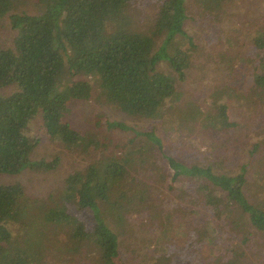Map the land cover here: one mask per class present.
Listing matches in <instances>:
<instances>
[{"label": "trees", "instance_id": "16d2710c", "mask_svg": "<svg viewBox=\"0 0 264 264\" xmlns=\"http://www.w3.org/2000/svg\"><path fill=\"white\" fill-rule=\"evenodd\" d=\"M31 1L37 12L21 9L27 0H0V19L9 16L15 30L0 47V178L57 169L60 154L34 157L43 135L91 157L43 199L19 180L0 182V264H177L189 252L203 264H258L244 261L243 246L255 252L264 242V126L246 120L264 122V25L251 37L255 59L242 58L256 62L252 89L235 84L231 68L207 95L186 100L178 84L195 44L185 0H160L145 33L123 26L133 0ZM203 1L211 9L235 0ZM95 89L128 116L163 119L171 130L183 113L198 142L173 153L155 127L109 121L133 130L134 144H102L67 114ZM234 107L245 109L238 119ZM179 233L185 240L173 241Z\"/></svg>", "mask_w": 264, "mask_h": 264}, {"label": "rangeland", "instance_id": "374dc122", "mask_svg": "<svg viewBox=\"0 0 264 264\" xmlns=\"http://www.w3.org/2000/svg\"><path fill=\"white\" fill-rule=\"evenodd\" d=\"M21 6L28 12H37L40 7L34 8L31 0H27ZM160 0H133L128 5L127 19L124 21V28L136 30L139 32H148L154 25V18L158 10ZM187 6L188 19L185 23L187 34L193 38L195 48L191 51V65L187 69L188 76L184 82L178 84V89L185 91L186 100H194L207 95L213 85L221 83L229 75L231 68L235 70L233 81L243 90L252 89L254 80L252 77L255 61L250 63L244 59H255L254 45L251 37L258 27L264 25V0H235L226 3L220 7L206 8L203 0H185ZM20 9V10H21ZM117 25V27H119ZM121 25V27H123ZM116 25H110L111 30ZM15 30L11 27L9 16L0 19V47L12 45V39ZM181 38V36H178ZM186 41V40H185ZM161 40H159V43ZM186 47H189L186 42ZM161 69H167L163 63ZM1 90V89H0ZM98 90H94V96L89 101H74L70 104L72 111L69 110L70 121L82 132L91 131L96 135L97 140L103 143H110L112 139L121 141V144L130 142L135 134L133 130H120L109 128V121L124 122L129 127L136 130H150L156 128L157 133L162 136L165 145L170 146L173 153L181 151L186 154L192 150L196 141L192 136V125L195 121L184 118L183 113L179 112L171 121L173 129H170V123H165L163 119L145 120L128 116L117 107L108 104L103 98H97ZM69 106V107H70ZM260 109V108H257ZM242 107H234L232 116L235 119L242 116L244 112ZM262 117L264 111H260ZM251 125L256 124L260 130L264 126L261 118L254 116L250 120ZM30 128L29 134H34L36 127ZM200 130V128H199ZM198 136L199 134L196 133ZM255 131L250 134L254 138ZM259 137H264L261 132ZM134 144V142H130ZM37 159H51L56 154H60L61 161L57 169L50 172H33L25 171L19 175L7 176L0 178V182L21 181L35 198L43 199L49 194L50 189L59 191L65 176L75 168H83L89 163L90 154H80L79 152L69 153L60 143L50 139L47 135L42 136V141L35 149ZM93 155H98L99 150L91 149ZM175 150V151H174ZM190 150V151H187ZM240 157L245 154L238 153ZM236 155V156H237ZM95 156V155H94ZM264 172V169H263ZM87 224L93 222V213L89 210L76 211ZM92 221V222H91ZM143 233V230H141ZM173 237V241L181 242L185 240L184 235L178 234ZM63 238V237H62ZM256 251L252 248L243 246L247 250L245 260L257 261L258 264H264V242L258 243ZM177 251L176 246H173ZM144 251H149L148 247ZM206 255L209 252L205 251ZM91 262L90 257H85ZM189 260L187 257H181L177 264H203L201 257L196 256L194 252H189Z\"/></svg>", "mask_w": 264, "mask_h": 264}]
</instances>
